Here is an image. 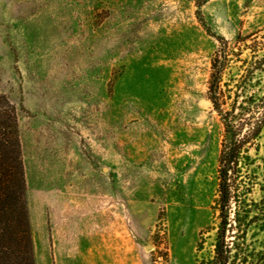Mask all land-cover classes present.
<instances>
[{
    "label": "rangeland",
    "instance_id": "obj_1",
    "mask_svg": "<svg viewBox=\"0 0 264 264\" xmlns=\"http://www.w3.org/2000/svg\"><path fill=\"white\" fill-rule=\"evenodd\" d=\"M248 36L264 43V0H0V109H15L34 264H209L210 61L218 38L237 51ZM249 154L264 210V128ZM247 239L264 264V226Z\"/></svg>",
    "mask_w": 264,
    "mask_h": 264
},
{
    "label": "trees",
    "instance_id": "obj_2",
    "mask_svg": "<svg viewBox=\"0 0 264 264\" xmlns=\"http://www.w3.org/2000/svg\"><path fill=\"white\" fill-rule=\"evenodd\" d=\"M251 37L242 44L234 41L237 51L218 38V50L210 61L206 99L223 131L216 171L219 223L209 264H256L247 236L251 226L258 225L260 231L264 226V210L247 198L257 178L249 151H259L264 128V92L260 96L253 89L258 84L255 76L264 72V52H259L264 43L253 37L254 47H247ZM241 47L249 50L245 58ZM232 57L240 63L238 73L224 80ZM3 100L0 97L1 104ZM5 105L7 109H0V264H34L15 109ZM253 209L258 216H251Z\"/></svg>",
    "mask_w": 264,
    "mask_h": 264
},
{
    "label": "bare ground",
    "instance_id": "obj_3",
    "mask_svg": "<svg viewBox=\"0 0 264 264\" xmlns=\"http://www.w3.org/2000/svg\"><path fill=\"white\" fill-rule=\"evenodd\" d=\"M39 204V203H38Z\"/></svg>",
    "mask_w": 264,
    "mask_h": 264
}]
</instances>
